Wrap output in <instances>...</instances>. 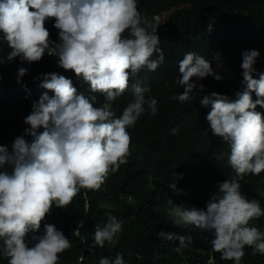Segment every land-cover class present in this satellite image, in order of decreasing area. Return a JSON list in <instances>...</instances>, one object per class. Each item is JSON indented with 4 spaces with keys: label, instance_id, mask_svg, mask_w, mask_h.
<instances>
[{
    "label": "clouds",
    "instance_id": "clouds-1",
    "mask_svg": "<svg viewBox=\"0 0 264 264\" xmlns=\"http://www.w3.org/2000/svg\"><path fill=\"white\" fill-rule=\"evenodd\" d=\"M169 15L148 19L138 0H0V45L8 49L0 54V66L17 58L22 64L39 62L47 54L91 93L85 95L58 72L42 73L39 86L46 91L23 117L26 127L10 145L0 144V259L7 264H59L60 254L72 243L55 224L43 223L52 208L67 209L82 190L98 191L128 162V129L145 113L157 115L159 102L146 95L151 89L137 80L131 84L132 99L119 115L113 104L141 71L155 72L164 63L158 28ZM49 21L57 30L56 39L46 26ZM212 29L210 22L208 31ZM215 53V67L194 51L184 54L176 77L183 91L171 99L185 103L199 98L202 107H210L206 120L212 135L229 146L231 173L217 182L204 207L180 206L169 215L174 225L210 233L211 251L221 260L242 264L246 247L253 256L264 255V231L251 223L264 217V207L249 199L241 185L245 177L264 172V112L257 110L264 108V71L255 67L259 50H242L241 90L235 98L217 91L204 94L205 86L198 81L224 79L218 71L222 54ZM17 72L21 83L28 69L19 67ZM97 94L104 98L102 104L97 105ZM171 133L176 135L178 129ZM182 175L176 173L178 179ZM169 187L177 190V183ZM123 223L108 212L106 222L94 225L93 247H115ZM156 235L162 241H179L175 251L180 255L191 240L175 232ZM83 261L79 257L78 264ZM98 264L126 262L117 252L100 257Z\"/></svg>",
    "mask_w": 264,
    "mask_h": 264
},
{
    "label": "trees",
    "instance_id": "trees-1",
    "mask_svg": "<svg viewBox=\"0 0 264 264\" xmlns=\"http://www.w3.org/2000/svg\"><path fill=\"white\" fill-rule=\"evenodd\" d=\"M138 6L148 19L170 12L158 28L165 60L155 72L141 71L113 108L117 115L121 113L132 99L131 84L138 80L151 89L146 95L158 100V113H145L128 129L132 138L130 155L118 172L110 174L98 191L82 190L67 209L53 207L43 223L55 224L72 243L60 254L59 264H78L81 256L83 264H98L100 257H114L117 252L124 255L126 264H233L211 251L210 233L174 225L169 215L171 209L180 206L204 207L217 182L231 173L227 162L229 146L212 135L206 120L210 107H202L199 98L181 103L171 97L183 91L176 84L178 62L189 51L208 60L216 51L222 54L223 67L218 71L224 79L216 81L209 76L198 81L205 86L204 94L217 91L235 98L241 90L242 50H259L255 67L264 71V0H138ZM46 26L52 39H56L52 22ZM0 49V54H7L6 45H0ZM19 67L28 69L21 83L17 82ZM48 72L71 78L79 90L91 95L87 85L78 81L73 72L57 67L55 57L47 54L39 62L22 64L17 58L0 66V144L10 145L22 133L26 127L23 117L30 113L32 102L46 91L39 86L41 74ZM103 100L97 94V105ZM257 110L264 112L259 106ZM173 128L178 129L176 135L171 133ZM176 173L183 174L182 178L178 179ZM172 183H177V190L169 187ZM241 185L249 199L259 200L264 207V197L257 192H264V172L245 177ZM108 212L124 222L119 241L115 247L107 243L104 248L93 247L94 225L106 222ZM251 223L264 231V217ZM160 231L191 237L183 255L175 251L179 241L160 240L156 235ZM245 252L242 264H264V255L253 256L248 247ZM0 264L7 262L0 259Z\"/></svg>",
    "mask_w": 264,
    "mask_h": 264
},
{
    "label": "rangeland",
    "instance_id": "rangeland-1",
    "mask_svg": "<svg viewBox=\"0 0 264 264\" xmlns=\"http://www.w3.org/2000/svg\"><path fill=\"white\" fill-rule=\"evenodd\" d=\"M210 61H212V65H213V67H214V61H213V60H210Z\"/></svg>",
    "mask_w": 264,
    "mask_h": 264
}]
</instances>
